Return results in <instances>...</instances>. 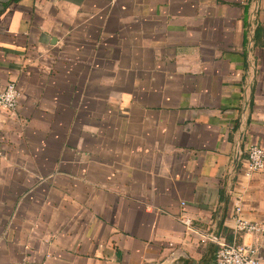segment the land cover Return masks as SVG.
<instances>
[{
    "label": "crops",
    "instance_id": "1",
    "mask_svg": "<svg viewBox=\"0 0 264 264\" xmlns=\"http://www.w3.org/2000/svg\"><path fill=\"white\" fill-rule=\"evenodd\" d=\"M10 80L0 264H214L238 194L264 225V0H0Z\"/></svg>",
    "mask_w": 264,
    "mask_h": 264
},
{
    "label": "built area",
    "instance_id": "2",
    "mask_svg": "<svg viewBox=\"0 0 264 264\" xmlns=\"http://www.w3.org/2000/svg\"><path fill=\"white\" fill-rule=\"evenodd\" d=\"M21 91L17 83L8 81L0 90V114H14L19 106ZM246 161L243 173L250 176L255 172L264 170V145L252 143L246 150ZM235 206V223L232 226L235 238L240 234H252L254 240L251 242H239L236 239L231 242L220 240L214 232L205 235L217 245L214 264H264V225L242 216L241 194L237 195ZM185 207V202H180ZM181 223L187 230H193L195 218L183 211L179 217Z\"/></svg>",
    "mask_w": 264,
    "mask_h": 264
}]
</instances>
